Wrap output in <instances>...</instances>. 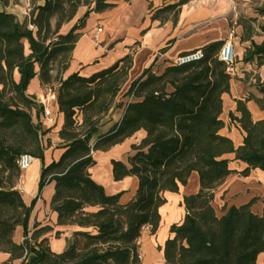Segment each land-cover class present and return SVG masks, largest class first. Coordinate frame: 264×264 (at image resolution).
Listing matches in <instances>:
<instances>
[{"label":"trees","instance_id":"16d2710c","mask_svg":"<svg viewBox=\"0 0 264 264\" xmlns=\"http://www.w3.org/2000/svg\"><path fill=\"white\" fill-rule=\"evenodd\" d=\"M111 1L30 0L31 12L21 22L8 11L12 0H0V252L10 254L12 260L22 259V264H141L142 232L149 227L157 233L166 193H179L197 172L201 189L184 197L186 215L170 229L173 237L164 247L166 262L258 264L264 254V213L255 214L252 207L259 199L233 206L221 217L213 207L215 190L233 173L227 155L235 154L247 165L242 176L252 170L264 172V119L254 121L246 104L238 101L241 117L231 114L230 118L244 131L243 144L236 148L221 134L223 96L230 92L232 81L219 59L223 43L204 47L197 61L173 62L162 73L154 66L146 69L123 95L131 101L117 104L124 107L121 121L103 134L102 120L127 82L132 56L90 77L79 73L61 77L86 19L111 8ZM84 7L85 15L63 33ZM261 13L264 16V8ZM261 30L264 33V25ZM254 58L264 64V42L252 43L247 50L245 61ZM36 76L47 89L58 83L57 104L65 119L60 131L64 153L49 165L44 163L42 144L47 132L35 120L43 109L27 93ZM259 90L262 98L257 102L264 110V83ZM140 131L146 137L132 145L127 161H112L115 181L138 179L134 198L122 204L121 195H108L90 169L96 164V152H107ZM24 155L43 163L38 197L30 206L18 189L23 175L18 162ZM51 183H55L51 207L59 225L80 229L73 233V245L60 254L50 250L46 239L37 241L38 235L51 229L31 236L28 231L35 204ZM19 226L25 236L20 245L13 240Z\"/></svg>","mask_w":264,"mask_h":264},{"label":"crops","instance_id":"0c3cea01","mask_svg":"<svg viewBox=\"0 0 264 264\" xmlns=\"http://www.w3.org/2000/svg\"><path fill=\"white\" fill-rule=\"evenodd\" d=\"M182 6L166 12L163 8L177 5ZM112 7L100 13H91L85 25L79 32L81 37L71 55L67 70L61 75L64 79L72 73L90 77L104 69L110 68L127 56H132L133 65L128 79L116 99L114 107L104 117L100 133L108 132L123 117L124 106L129 101L123 95L131 84L140 78L146 69L154 66L158 73L175 62L180 56L202 50L212 43H225L232 39L236 66L232 76L230 92L223 96L222 120L225 127L221 134L230 138L235 147L243 144L244 131L237 122L231 120L230 115L240 118L237 111L238 101L246 104L254 121L264 119V110L257 102L262 98L259 86L264 83V64H259L258 58L245 61L247 50L252 43L261 45L264 42V0H114ZM87 8L80 9L76 19L63 28V33L69 32L85 15ZM27 17L24 16L23 21ZM21 21V22H23ZM28 47V44H26ZM20 78L16 74V80ZM58 83L52 90L53 101L51 114L53 123L45 120L43 112L35 115L40 120L44 131V163L49 165L58 161L64 153L60 131L64 125V115L59 112L57 104ZM32 99L41 106V99L48 97L49 91L36 76L30 83L27 92ZM146 137L145 131L138 132L131 139L111 148L107 152H96V164L90 169L92 178L102 185L108 195H121L120 202H130L138 189V179L127 177L122 181H115L113 174V160L127 161L132 154V145L138 144ZM230 160L233 173L214 192L213 207L219 217L235 206L249 204L253 199H259L252 207L255 214L263 215L264 204V172L252 170L249 176L240 175L247 165L235 159V154L226 156ZM38 162V163H37ZM43 163L35 159L32 167L21 177L18 189L24 202L30 206L38 197L39 181ZM201 189L197 172L192 173L185 186L179 193H166L167 203L160 209L162 221L156 234L150 228L144 229L139 241L141 264H168L164 257L166 241L173 237L170 229L173 225L184 220L186 210L184 197L195 195ZM50 194L45 197L44 192ZM54 184H50L37 200L29 221V235L43 229H51L41 233L37 241L46 239L47 245L53 253L60 254L68 250L74 243L73 233L80 230L75 226H60L58 214L52 210L51 202L54 196ZM59 233V236H57ZM25 239L23 227H17L13 236L16 244L20 245ZM259 260L264 264V254ZM22 259L12 260L8 253L0 252V264H22Z\"/></svg>","mask_w":264,"mask_h":264},{"label":"built area","instance_id":"2783aa9c","mask_svg":"<svg viewBox=\"0 0 264 264\" xmlns=\"http://www.w3.org/2000/svg\"><path fill=\"white\" fill-rule=\"evenodd\" d=\"M201 58H202V52L199 50L180 56L174 63L177 65H184L197 61ZM219 59L220 61L226 64L228 68V72L230 74L234 73L236 66V56L234 54V44L232 42V39H228L227 41H225L219 53ZM48 91H49L48 97L46 96L45 98L41 99V106L43 109V115L45 120L49 123H53L54 119L52 118V114H51L53 101L50 97H52L54 93H52L51 89H48ZM33 161L34 158L29 155H24L20 158L18 164L22 173H24L30 168Z\"/></svg>","mask_w":264,"mask_h":264},{"label":"rangeland","instance_id":"374dc122","mask_svg":"<svg viewBox=\"0 0 264 264\" xmlns=\"http://www.w3.org/2000/svg\"><path fill=\"white\" fill-rule=\"evenodd\" d=\"M31 9H32V5L30 3V0H12V3L10 4L8 11L15 14L18 17L19 21H23L24 16H26V17L29 16ZM73 74H75V72L70 74L69 76H71ZM19 79L20 78H18V81H19ZM42 144H43V139H42ZM31 167H32V165H31ZM51 184H54V189H55V183H51ZM49 192H50L49 190L44 192L45 197L49 196V194H50ZM258 264H262V260H259Z\"/></svg>","mask_w":264,"mask_h":264}]
</instances>
